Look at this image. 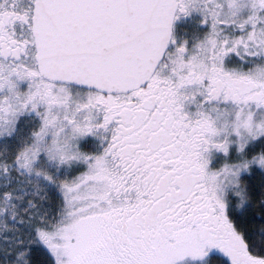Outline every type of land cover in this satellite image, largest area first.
<instances>
[{"label":"snow or ice","instance_id":"obj_1","mask_svg":"<svg viewBox=\"0 0 264 264\" xmlns=\"http://www.w3.org/2000/svg\"><path fill=\"white\" fill-rule=\"evenodd\" d=\"M0 264H264V0H0Z\"/></svg>","mask_w":264,"mask_h":264}]
</instances>
